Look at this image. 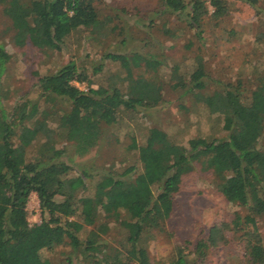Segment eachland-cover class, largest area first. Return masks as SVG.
<instances>
[{"label":"trees","instance_id":"1","mask_svg":"<svg viewBox=\"0 0 264 264\" xmlns=\"http://www.w3.org/2000/svg\"><path fill=\"white\" fill-rule=\"evenodd\" d=\"M94 0H0L2 12L13 30L17 46L28 42L39 51L59 49L63 37L82 29L95 39L106 24L100 19ZM159 13L176 19L186 16L192 28L198 26L206 0H158ZM219 0H209L213 15H219ZM253 4L256 0H245ZM111 31L113 26H111ZM119 62L124 70L122 90L114 84L90 88L86 77L72 62L35 80L36 94L46 109L37 103L20 102L7 113L2 106L5 94L0 88V264H49L39 257L41 250L60 244L71 253L94 259V264H149L140 244L142 233L159 226L169 215L170 196L180 176L197 163L210 171L216 191L227 203L247 205L251 215L264 213V151L256 149V141L264 126V87L255 86L248 102L229 91L202 96L210 114L222 116L224 136L218 140L187 139L186 147L167 141L164 133L148 129L144 144L137 150L143 180H129V170L117 175L102 174L93 183L91 195L80 196L89 175L81 171L70 176V167L61 159L63 139L80 156L97 140L98 126L117 120L120 110L152 108L160 101L159 87L153 77L156 61L151 55L106 54ZM8 55L0 46V76ZM149 72L146 78L132 77L130 68ZM98 67H92L95 74ZM201 68L196 64L189 75L190 87L200 90ZM72 82H85L81 91ZM34 147L32 153L29 148ZM150 187H155L151 193ZM36 198L38 223L26 221L27 196ZM123 214V217H121ZM77 215L80 222L74 221ZM113 220L125 230L123 252L101 255L100 236L106 225L87 232L84 239L77 234L83 226H92L96 216ZM252 225L253 219L242 217ZM244 254L250 264H264V249L253 232H246ZM200 253V252H199ZM161 264H187L181 250Z\"/></svg>","mask_w":264,"mask_h":264},{"label":"rangeland","instance_id":"2","mask_svg":"<svg viewBox=\"0 0 264 264\" xmlns=\"http://www.w3.org/2000/svg\"><path fill=\"white\" fill-rule=\"evenodd\" d=\"M158 2L94 0L100 19L106 20L100 32L103 36L95 39L93 34L77 29L63 37L59 49L43 51L28 42L19 46L13 43V30L0 5V46L8 55L0 88L5 94L2 106L7 113L23 101L46 109L48 104L37 97L35 80L67 61L85 75L90 88L114 84L120 90L124 70L119 62L106 59V54L151 55L158 61L153 74L159 87L158 105L120 110L114 123L98 126L95 145L80 156L72 152L69 143L58 139L56 148L64 149L61 159L70 167L69 175L81 171L89 175L80 196L89 197L93 183L107 172L117 175L130 169L129 180H143L137 150L144 144L148 129L158 130L168 142L184 147L187 139L222 138V116L210 114L202 96L229 91L248 102L249 92L255 86L264 87V0L253 4L245 0H219L216 8L220 12L216 16L215 7L203 1L204 12L196 28L190 27L185 15L176 19L159 13ZM196 64L202 74L200 90L191 88L189 83ZM98 66V72L92 74V67ZM129 70L132 77L150 75L141 67ZM72 85L81 91L86 88L85 82ZM255 147L264 151V126ZM33 150L30 147L28 152ZM215 186L210 171L197 163L180 176L170 196L168 217L141 235L140 244L149 264L165 263L175 248L184 254L187 264H250L243 251L246 232H253L252 240L259 239L264 249V213L251 215L247 205L239 207L225 202ZM150 189L154 194L155 187ZM24 210L28 223L39 222L34 194L27 196ZM243 216L253 219L252 225L243 223ZM72 219L80 222L77 215ZM103 224L108 230L100 236L101 252L97 259L117 251L122 253L126 245L125 230L99 215L92 226L82 227L78 238L84 239L88 231ZM39 257L49 264H94V259L71 253L63 244L41 250Z\"/></svg>","mask_w":264,"mask_h":264},{"label":"built area","instance_id":"3","mask_svg":"<svg viewBox=\"0 0 264 264\" xmlns=\"http://www.w3.org/2000/svg\"><path fill=\"white\" fill-rule=\"evenodd\" d=\"M209 2V0H207Z\"/></svg>","mask_w":264,"mask_h":264}]
</instances>
